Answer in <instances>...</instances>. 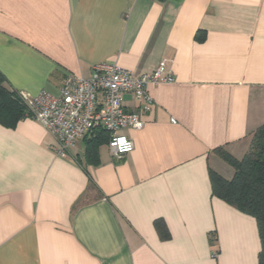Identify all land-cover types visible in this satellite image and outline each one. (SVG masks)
<instances>
[{"label": "crops", "instance_id": "1", "mask_svg": "<svg viewBox=\"0 0 264 264\" xmlns=\"http://www.w3.org/2000/svg\"><path fill=\"white\" fill-rule=\"evenodd\" d=\"M111 62H161L145 125L65 156L33 117L0 124V264H259L257 220L214 193L264 125V0H0V72L34 97ZM124 105L135 110L132 94ZM174 118L175 122L171 119ZM160 227V228H159Z\"/></svg>", "mask_w": 264, "mask_h": 264}, {"label": "built area", "instance_id": "2", "mask_svg": "<svg viewBox=\"0 0 264 264\" xmlns=\"http://www.w3.org/2000/svg\"><path fill=\"white\" fill-rule=\"evenodd\" d=\"M89 78L70 76L58 94L47 91L31 97L20 93L30 117L40 122L56 140V152L65 156L68 148L95 128L105 129L110 138L109 149L114 157H123L134 149V140L121 132L125 127L136 130L145 125L144 113L151 108L149 85L172 82L165 71V62L141 76L111 62L98 64ZM125 94H132L135 110L124 105ZM175 122V119H171Z\"/></svg>", "mask_w": 264, "mask_h": 264}, {"label": "trees", "instance_id": "3", "mask_svg": "<svg viewBox=\"0 0 264 264\" xmlns=\"http://www.w3.org/2000/svg\"><path fill=\"white\" fill-rule=\"evenodd\" d=\"M27 117H30V112L20 92L8 86L0 72V124L14 128ZM91 134L93 137L87 145L89 158L95 157L98 146L110 138V134L101 127L95 128ZM215 151L235 169V174L228 180L211 171L214 193L256 218L262 241L259 264H264V125L255 132L249 150L242 159L235 158L224 148H216Z\"/></svg>", "mask_w": 264, "mask_h": 264}]
</instances>
